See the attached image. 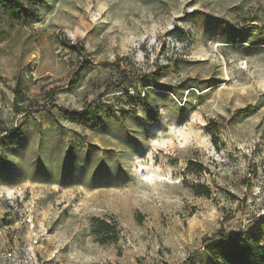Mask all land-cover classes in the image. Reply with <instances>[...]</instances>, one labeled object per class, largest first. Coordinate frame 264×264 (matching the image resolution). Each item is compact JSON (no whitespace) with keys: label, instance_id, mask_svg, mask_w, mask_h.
<instances>
[{"label":"rangeland","instance_id":"obj_1","mask_svg":"<svg viewBox=\"0 0 264 264\" xmlns=\"http://www.w3.org/2000/svg\"><path fill=\"white\" fill-rule=\"evenodd\" d=\"M3 1L0 264L264 245V0Z\"/></svg>","mask_w":264,"mask_h":264},{"label":"trees","instance_id":"obj_2","mask_svg":"<svg viewBox=\"0 0 264 264\" xmlns=\"http://www.w3.org/2000/svg\"><path fill=\"white\" fill-rule=\"evenodd\" d=\"M36 3H43L42 0H34ZM0 0V5L3 3ZM15 5L7 7V12L11 18L18 20V12H27V0H13ZM18 103V102H17ZM99 234H103L102 241L108 240L107 236L114 239L117 235V228L106 221L99 225ZM113 234V235H111ZM102 236V235H101ZM220 237L206 239L205 250L212 258L211 264H264V245L259 241L256 235L249 237L236 234L234 236L222 234Z\"/></svg>","mask_w":264,"mask_h":264}]
</instances>
